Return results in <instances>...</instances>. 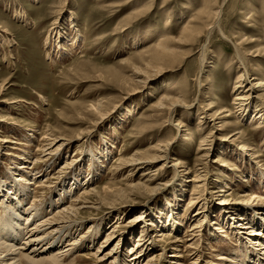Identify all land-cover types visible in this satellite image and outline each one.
<instances>
[{"label":"rangeland","instance_id":"obj_1","mask_svg":"<svg viewBox=\"0 0 264 264\" xmlns=\"http://www.w3.org/2000/svg\"><path fill=\"white\" fill-rule=\"evenodd\" d=\"M214 1L216 0H0V23L7 25L11 31L7 37L0 32V86L3 84L4 87L0 93V185L4 184L7 176L10 177L12 186L15 185L8 173L12 172L18 177L15 167L23 164V158L27 159L28 163L23 165L24 171L31 174L30 178L37 179L31 181L32 185L24 184L28 194L25 206L27 209L32 203L37 209L42 206L41 217L45 214L49 217L54 215L56 207H68L72 200L81 197L82 192H87L90 185L94 190L100 191L106 184L123 189L130 183H138L142 178V171L146 169L144 166L127 169L116 175H113V171L121 160H129L136 152L148 151L155 147L158 140H166L169 136L176 137L171 141V155L186 163L179 168L180 175L187 177L183 180H195L194 172L201 167L196 166L198 157L202 155H198L199 139L217 127L211 126L204 135L199 134L197 120L200 112H195L199 106L194 101L190 102L194 106L192 108L195 111H191L194 118L188 120L185 114L189 111L181 108L175 119H172L173 125L178 122L187 126L186 134L189 139L183 140L177 135L176 128L170 125L160 133L161 128L158 126L162 122L157 123V128L145 129L150 124L153 111H157L159 101L169 94L167 90L173 88H161L163 81L177 85L176 90L179 91L187 80L194 99L199 97L202 89L198 86V80L202 81L205 95L202 109L207 108L208 102L213 100L220 107L229 110V117L223 123L229 127L217 135L214 133V153L206 161V166L211 170L204 196L210 202L207 203L208 206L200 209L202 202L196 208L187 209L192 183H183L184 196L180 197L177 178L172 180L174 172L169 167L172 162L170 156L165 176H161L157 182L162 188L160 192L142 200L129 201L125 207L126 212L120 213L122 216H118L119 212L111 213L113 209L106 207L107 202H104V207L98 206V210L81 209L80 213L71 215L74 218L72 220L78 221L82 227H78L77 231L74 228L66 240H62V245L65 246L77 237L83 246L73 252L65 264H72L74 260L75 264H110L112 258L108 259L109 257L96 263L93 254L100 245L104 247H101L103 255L116 250L115 243L122 235L128 242H120L118 253L123 255L130 251V247H136L143 225L139 222L132 228L128 225L134 215L144 211V203L148 197H151L149 205L153 211L171 204L183 225L174 236L165 238L166 244L152 245L156 249L152 254L154 257L159 253L161 255L165 249V254L161 258L158 256V264H167L169 258L175 259L174 255H181L178 259L181 264H191L194 261L195 264H226L216 258L221 254H231L228 248L234 245L235 240L229 236L227 240L219 237L222 234L217 230L220 229L218 223L222 213L217 204L222 200L252 202L250 197L253 193L261 196L264 202L262 182L256 185L257 189H250L257 178L255 174L259 170L264 173V121L256 118L257 116L253 118V113L241 119L239 109L232 105L236 94L233 88L240 70L235 64V45L241 43L243 50L248 49L253 54L258 48L257 44H261L259 48L263 51L257 57H254L257 54H253V57L246 60V52L242 49L241 52L245 62H251L249 66L255 69L251 73L264 81V0H226L220 20L224 35L215 30L208 38L206 64L201 70L199 48L206 39L202 38L197 46H193L192 42L180 38L186 27L198 26L195 22L197 14L205 5ZM222 2L223 0H217V6ZM17 11L26 15V21L22 22L17 18ZM1 35L10 43H3ZM45 39L47 45L44 44ZM164 39H167V46L173 51L174 64L165 67L160 76L151 77L146 82L144 73H138L137 70H145V61L152 58L154 49ZM229 61L232 62L228 63ZM136 73L140 78H134ZM207 78L210 80L208 83L205 82ZM176 90L173 92H177ZM94 106L101 113H97L98 110L91 111L90 108ZM215 123L220 125L221 121ZM236 131L242 132L240 137L227 139L225 148L221 149L220 142L225 134L233 135ZM46 134L62 138L65 144L56 155H48L47 161L44 158V161L40 160L42 162L34 165V159L43 150L53 151L59 145L58 140L50 143L51 145L43 140ZM235 138L238 139L231 143ZM244 144L248 146L249 154H252L248 159L242 154L244 149L241 150V147ZM231 148L235 149L234 152H231ZM44 153L47 155L49 152ZM201 164L205 166L204 161ZM152 167L158 168L160 164L156 163ZM96 171L98 174L93 180H89ZM149 171L153 173V169ZM77 175L82 176L78 180L85 185L72 189L70 197L65 196L62 204L61 201H56L63 184L67 186L71 183V186L72 179ZM26 178L29 179V176ZM215 179L218 184L213 183ZM7 185L9 183L6 182L5 191L10 187L16 194L15 187ZM6 192H1L0 195H5ZM211 192H215V195ZM99 196L88 195L79 206L98 204ZM2 201L0 196V202ZM51 201L57 205L49 207ZM25 206L22 210L27 213ZM214 206L217 209H213ZM208 207L209 212L211 211L208 214L209 221H203L200 228L197 225L200 217L187 220L199 210L207 211ZM167 216L168 213L163 216L164 221ZM116 222L118 228L114 235L118 237L113 238L116 239L113 242H106L109 229ZM92 225L100 227L98 235H91L94 228ZM194 226L196 229L191 233ZM150 228L152 231L148 237L156 240L157 230ZM80 234L84 236L81 239ZM230 234L231 232L228 233ZM195 235L198 236L194 237ZM144 239L139 244H144ZM169 239L178 241L174 250ZM65 241L67 242L64 243ZM187 246H191V249ZM77 252L84 256L78 258ZM134 252L135 249L132 254ZM126 257V264H130L128 255Z\"/></svg>","mask_w":264,"mask_h":264},{"label":"bare ground","instance_id":"obj_2","mask_svg":"<svg viewBox=\"0 0 264 264\" xmlns=\"http://www.w3.org/2000/svg\"><path fill=\"white\" fill-rule=\"evenodd\" d=\"M225 2L226 0H223L221 5L217 6V0H216L214 2H210V5H205L202 8V10L199 11L195 19V22L198 23V26L186 27L183 34L181 35L180 38L181 40L190 41L192 42V44H194L193 46H197L199 42L202 40V38L206 39L199 48L200 49L199 67L201 68V70L204 68L203 66L206 64L205 52L207 50L206 42L208 41V38L212 35V33L215 30L219 31V33L224 35V33L222 32V27L220 25V20L222 18V8ZM16 14H17L16 15L17 18L20 21L22 22L26 21V15L24 13H20L17 11ZM0 32L6 34V37L8 34L11 33L7 25L2 23H0ZM3 38H5V36L3 37L1 35V39L3 43L5 44L10 43V41H8L7 38H5V40ZM162 42L163 43L158 44V47L154 49V55H152V58L145 61L146 62L145 70L136 69L138 73H144V78H145L144 80H146V82L149 79H151V77L156 78L160 76L162 70L165 69V67L172 66V64H174L173 56H172L173 51H171L168 48L167 39H164ZM44 44L47 45L46 39L44 40ZM240 44L234 46V51L236 52V55L234 57L235 64L237 65L236 68H239L240 70L235 82V86L233 88V91L236 92V94H234L233 96L232 105H236V108L239 109L238 112H240L239 115L241 119H244L246 116H248V114L253 113L252 116L253 118L257 116L256 118H259L261 121H264V81L262 79L256 78L254 74L251 73L255 69L249 66V63L251 64V62L249 63L245 62L243 58V54L241 52V49L243 50V48L241 47ZM260 45L261 44L259 45L257 44L258 48H256L255 52H253V54H257V55H255L254 57H257L259 54L262 53L263 50L259 48ZM246 50H243L244 52H246V56L245 55L244 56L246 60H249L251 56L253 57V54L250 52V50L248 51ZM231 62L232 61H229L228 63ZM137 75L138 74L136 73V76L134 78L137 79L138 77L140 78V76ZM205 82L208 83L210 82V80L207 78ZM139 83L142 82H140L139 80ZM184 83L185 86L179 91L176 90L177 85L174 86L173 83L170 82L168 83L166 81L165 82L163 81L161 83L160 86L161 88L164 87L165 88L173 87V88L167 90L169 91L168 92L169 94H166V96H164L159 101L156 107L157 111H153L154 115L151 117L150 124L148 123L145 129H154L157 123L162 122L161 126H158L159 128H161V130L159 131L160 133L162 132V130L166 128V126L170 125V127L173 126L176 128L177 135L182 137L183 140L189 139L186 134L188 131V129L186 128L187 126L181 125V123L178 124V122L175 125H173L172 119L178 114L181 108H184L185 110L189 111L188 113L185 114L187 115L188 120L194 118V114L191 112L194 110L192 108L194 106L193 104L190 105V102L192 103H194V101L196 102L195 104L199 106V109L194 111L197 114L198 111L200 112L197 120V131L199 132V134L204 135L206 130L209 129L211 126H216L217 128L215 129L213 128L212 130L209 131V133L207 134L205 133V135L201 139H199L198 151L200 152L198 153V155L201 153L202 155L198 157L196 166L197 168L198 166L201 167L200 169H196V171L194 172L195 176L193 177H195V180L194 179L183 180V178H187V177L180 175L179 168L184 166V164L186 163L183 160L179 159L178 157L176 158L173 155H171V147L173 143V142L171 143V141L175 140L174 138L176 137L169 136L168 139L166 137V140L163 139L158 140L155 147L149 148L148 151L140 152V153L136 152L129 160L126 161L121 160L119 166H117L116 169L113 171V175H116L121 172L123 173V171L127 169L133 170L135 167L138 168L144 166L143 168L146 169L142 171L141 174L142 178L138 183H130L127 187L123 189L112 187L111 185L106 184L101 188L100 191L96 189L94 190V188L90 185L88 191L86 192L85 190V192H82L81 197L77 198V200L76 199L72 200V203L68 207L67 206L56 207L57 211L54 215L49 217L48 215L45 214L41 217L43 212L41 208L42 206L39 207L38 209L32 206L33 203L30 204L28 209L27 206H25V201H27L28 194H27V189H25L26 186L24 187V184L32 185L33 182L31 181L37 178H30L31 174L29 175L26 171H24L23 165L28 163V160L21 158L23 160V164H21V166H18L17 168L15 167L16 171L14 170L15 172H17L18 177H15L16 174H13L12 172L8 173L10 174L13 182L15 183V185L13 184V186L15 187L14 190L16 194H14L11 191L10 187L9 189H7V192L5 191L6 187H4V184L6 182L9 183L11 187H13L12 184L10 183L9 176L5 177L4 178L5 182H3L4 184L0 185V191L6 192L5 195H0L3 198V201L0 202V264H65V261L68 260V258L73 254V252L78 251L77 249H80V247L83 246V244L80 243V240L76 239L77 237L73 238L71 242H68L67 244H65V246L62 245L63 243L62 240L64 238L66 240V237H68V235H70L73 232L72 230L74 228H76L77 231L78 227H82L81 225H79L78 221L72 220L74 218H71V215L72 214L74 215V213L77 214L78 212L80 213L81 209L82 210L88 209L91 211L98 210L99 208L98 206L101 205L100 207H104V202H107L105 204L106 207L113 209L111 213L119 212L118 216H122V214L126 212L125 207L127 206L129 201H136V199L142 200L146 196H151L154 193L157 194V192H160L162 188L160 185H158L157 182H159L161 176L162 177L165 176L164 173H165V169L168 168L167 167L169 162L168 159H170V156L172 158V162L169 167L174 172L172 180L177 178V182L180 188L178 191L180 193L179 194L180 197L184 196L182 190L184 188L183 183H192V192L190 193L189 195L190 198L188 199L186 204L187 209L196 208V206H198L202 202H203L202 205H199L200 209H204L205 206H208L210 202H208L209 201L208 198H205L204 196L207 193V189H208L207 179L208 176L211 174V170L209 167L206 166V163H208L206 161H208L210 154L213 155L214 153L212 147L213 142L216 139V137L213 136L214 133L217 135L218 132H223L225 131L226 128L229 127L228 125L225 126L223 124L226 121V120L224 121V119L229 117L228 115L229 110H227L226 107H220L219 106L220 104H217L213 100L208 102L207 108L202 109L201 106L203 105L204 103L203 100L205 99L204 97L205 95L203 92L204 86H202L203 84L202 81L198 80V84H199L198 86L202 87V89L201 92L199 93V97L198 98L196 97V99H194V97L191 95V91L188 89V85H187L188 81L185 80ZM3 89L4 87L2 84L0 86V93L3 91ZM173 90H176L177 92L175 91L173 92ZM38 97L40 98L41 96ZM90 110L94 111V110H98V108L94 106L91 107ZM97 113H101L100 110H98ZM218 120L221 121L220 125H216L215 123ZM246 120L247 119H245V121ZM241 134L242 132L239 131H236L233 135L225 134L223 140H221L220 142L221 149L225 148V142L227 141V139H232L233 137L239 138ZM238 138L233 139L231 143L235 142V140H237ZM43 140L49 142L48 144L50 143L52 144L53 142L55 141L57 142L58 140L57 143H59V145L56 146V148L53 151L41 150L42 151L41 154L34 159V163H33L34 165L46 159L48 160L49 156L56 155L57 152H59V149L63 146V144H65L64 142L65 140H62V138L57 139L56 137L51 136L50 134L44 135ZM241 143L243 144V142ZM50 145H48V147ZM242 147L241 150L244 149L242 151L243 156L245 155L247 159L248 157L250 158V155L252 154H249L250 150L248 146L244 144L242 145ZM233 150L235 149L231 148V152H234ZM44 152H49V153L46 155ZM215 152L218 153L217 151ZM118 160L119 158L115 162H117ZM54 161L55 160H53L52 162L53 164ZM202 161L205 162V166L201 164ZM156 163L160 164V167L153 168L152 166L156 165ZM150 169H153V173H151L152 171H149ZM258 172L257 174H255L257 178L256 180L253 181L255 183L252 185V187H250L251 190L257 189L256 185H258L261 182L264 185V173L260 170ZM94 174H92L89 180L90 179L93 180V178L98 174V172L96 171ZM26 176L27 177L29 176V179L26 178ZM80 177L82 176L77 175L74 179H72L73 183L71 186H70L71 183L67 184V186L63 184V186L61 187L60 194L56 199V201L59 202L61 201L62 204L64 201L63 199H65L64 198L65 196L66 198L67 196L70 197V191L72 189L74 188L76 189L78 187H82V185H85L84 182H82L81 184V182L78 180V178ZM69 182H71V180ZM213 183L218 184V180L215 179ZM36 187L38 186L36 185ZM221 192L223 191L221 190ZM211 193L213 194L215 192H211ZM94 194L100 195L98 204L90 203L82 207L79 206V203L83 199H87L86 197H88V195L91 196ZM250 198L253 203L247 202V200L241 203L236 202L234 200L231 201L222 200L221 203L217 204L219 206L220 212L222 213V217L220 219V222L218 223L219 224L218 227L220 229L217 230L219 231V233L222 234L219 235V237H221V239L223 240L224 239L227 240L229 236L230 238L234 237L235 240L234 245L229 246L228 248V252H230L231 254H229L228 256L221 254L219 255L220 257L216 258L217 261L225 262L226 264H264V216H263L264 202L262 201L261 196H257L255 193H253V195ZM150 199L151 197H148L146 199L144 203L145 205L144 211L137 213L136 215H134L133 220L131 219L132 221L131 222L129 221L130 225L128 226L131 228L132 226L136 225L137 222L143 225L141 227L142 230L140 231V234L137 238L138 239L137 246L130 247L131 248V249L129 248L130 251L128 250L126 254L122 255L118 253L120 242L122 243L128 242V239L123 238L124 237L123 235L119 236L118 242L115 243L116 250H110L111 252L105 253L103 255L102 254L104 251L103 246L100 245L96 249L95 254H93L95 256L96 263L103 261L106 257H109L108 259L112 258V260H110V264H126L128 260L126 259L127 258L126 255H128L130 264H158L157 261L159 260L158 256L160 255V253L157 255V257H154L155 255L153 256L152 254L156 251V249L152 247V245L154 243L156 245H158V243L166 244L165 238L170 237L172 235L174 236L176 233L180 231V228L183 227V225L182 223H180L179 221L180 219L177 216L178 213L174 211L171 204L169 203L166 204L165 208L158 207L159 209L154 210L156 211V213H154L153 209L149 205ZM110 200L112 202L108 203V201ZM49 205H50L49 207H54V205L57 204L52 203L51 201L49 202ZM23 206H25V210L28 211L27 213H24V211L22 210ZM213 209H217V207L214 206ZM209 210H210L209 207L207 211L203 210L202 212L201 210H199L196 213H194L193 216H190V218H188L187 220L189 221V219H192V217L194 218L200 217V219H198L197 221L198 223L197 225H199L200 228L203 221L206 220L207 222L209 221L208 214L211 212V211L209 212ZM121 212L122 214H120ZM167 213H168L167 220L164 221L163 216L164 215L166 216ZM208 226H210V224H208ZM92 227L94 228L91 235L92 236L98 235L100 227L99 226L95 227L93 225ZM150 227L155 228V230L153 231L157 230V234L155 235L156 240L152 238L150 239L148 237L150 232L152 231ZM117 228H118V223L116 222L114 223L112 228H110L111 230L109 229L110 232L106 236L105 241L108 239L106 242L110 243L117 239L118 235L117 236L114 235L115 233H117L116 232ZM194 229H196V226H194L190 230V232L193 233ZM229 232H231L230 235H228ZM197 236L195 235L194 237ZM210 236H212V234H210ZM79 237L81 239L84 236L82 237V235L80 234ZM142 238L144 239L145 243L139 244V242L142 241ZM66 242L67 241H65L64 243ZM168 242L170 245H173V250L176 247V244L178 243L177 240L173 241L172 239H169ZM101 247H103V249ZM187 247L190 248L191 246H187ZM254 247H256V249H254ZM134 249L135 252L132 254V251H134ZM164 251L165 249H163L161 255L165 254ZM80 255L81 253L78 254L77 252L78 258L84 256V255L83 256ZM161 255L159 256V258L162 257ZM174 256L175 259L169 258L170 261L167 264L179 263L178 259L181 258V255H174ZM141 259H143L142 262H140ZM71 261L73 260L71 259ZM68 262L70 263V261ZM195 263H196L195 261L191 262V264H195ZM72 264H75V260L73 261Z\"/></svg>","mask_w":264,"mask_h":264}]
</instances>
